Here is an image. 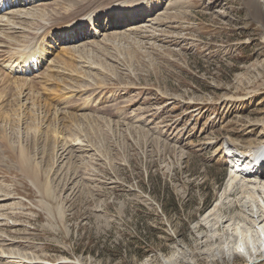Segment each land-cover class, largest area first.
<instances>
[{"label":"rangeland","instance_id":"obj_1","mask_svg":"<svg viewBox=\"0 0 264 264\" xmlns=\"http://www.w3.org/2000/svg\"><path fill=\"white\" fill-rule=\"evenodd\" d=\"M149 4L52 42L22 88L0 68V264H264L205 242L237 215L230 155L264 142V0Z\"/></svg>","mask_w":264,"mask_h":264},{"label":"bare ground","instance_id":"obj_2","mask_svg":"<svg viewBox=\"0 0 264 264\" xmlns=\"http://www.w3.org/2000/svg\"><path fill=\"white\" fill-rule=\"evenodd\" d=\"M47 1L48 0H0V4H8L6 8L0 6V68L8 70L10 74H20V76H22V78L17 79V77V80L14 79L12 81L16 83L19 88H22L24 85L23 83L26 81L29 82L36 78H40L38 77V71L49 59L48 50L51 49L52 42L57 46L60 44H67V42L78 41L82 38L88 39V33L82 31L87 26L93 27V33H95L97 27H100L99 24L102 18H111V16H115L118 19L120 16L138 9H143L142 13H144V7L150 5L149 2L152 3V0H113L108 4L105 3V6H103L105 8H101V10H99L100 8H96V6V10L82 11L81 14L80 12H76L79 15H73V18H67L63 22L58 21V23L55 16L58 15L61 17L64 15L57 14L59 10H62L61 8L67 5H78L81 1L83 2L86 0H80L78 3L75 0H64L63 3L53 1L50 4H43ZM88 1L91 0H87V2ZM36 6H39L36 10H24V8ZM12 9L14 10L9 11ZM28 11L30 13L28 14L30 15L29 18H23L22 15H20L21 12L27 14ZM260 12L264 14V10ZM52 15H54V17H51ZM37 18L43 19L40 21ZM260 18L261 17H258V19ZM37 55V66L34 67L35 65H33V67L27 68V62ZM15 56L17 57L15 58ZM10 74L0 79V82L4 83L6 81L5 84L7 85L11 77ZM6 85L5 88H12L13 86L9 83L7 86ZM15 86L14 84L13 88ZM244 151L245 153L239 152L243 157L236 159V169H231L233 171L229 183L230 185L235 184V186L233 185V189L236 188L237 182L240 184L237 188L241 195V198L237 200V215L231 216L226 221H223L220 208L222 205L224 206V203L217 204L210 213V217H213V224L210 229L212 234L210 233L207 238L205 237V242H209L211 246L216 248L208 254L211 261H216V258H218V260H223L226 256L235 259L238 258L239 255H245L246 259L253 261L257 256H264V226L260 225L262 221H264V142L255 147L250 146L248 150ZM20 159H22V162L25 164L29 163L27 158L23 159L22 157ZM23 165L24 164H22V166ZM26 168L29 169L28 167ZM239 180L242 183H240ZM258 185L262 187V197L259 196L260 192L258 191ZM227 186L229 187V185ZM223 193L225 198H229L232 195L229 189H224ZM226 223L228 224L227 226H225ZM220 228H222V231H220ZM228 231H231V233ZM230 246H233L234 249ZM215 251L217 253H215ZM1 255L4 254L2 253ZM170 264L174 263L170 262Z\"/></svg>","mask_w":264,"mask_h":264}]
</instances>
